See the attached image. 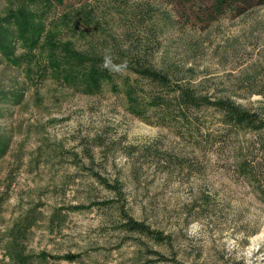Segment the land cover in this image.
Instances as JSON below:
<instances>
[{"label": "rangeland", "instance_id": "rangeland-1", "mask_svg": "<svg viewBox=\"0 0 264 264\" xmlns=\"http://www.w3.org/2000/svg\"><path fill=\"white\" fill-rule=\"evenodd\" d=\"M213 3L0 0V264H264V131L229 132L207 108L198 123L211 145L197 146L153 110L130 111L124 69L88 92L71 66L93 28L52 25L89 5L101 42L142 11L156 66L264 118V2L222 14ZM117 206L165 240L126 232Z\"/></svg>", "mask_w": 264, "mask_h": 264}, {"label": "trees", "instance_id": "trees-1", "mask_svg": "<svg viewBox=\"0 0 264 264\" xmlns=\"http://www.w3.org/2000/svg\"><path fill=\"white\" fill-rule=\"evenodd\" d=\"M51 1L61 3L63 0ZM263 2L264 0H214L213 9L222 14L234 6L240 12L245 10L248 5L254 6ZM133 13L134 15L129 18V21H125L126 28L121 33L117 35L109 33V40L107 39L109 36L101 33L100 35L104 36V40L101 42L96 35L99 34L97 27L100 28L102 24L98 21L94 22V11L89 5L87 7L72 5L63 11L61 18L52 23L57 27L58 33H62L65 28L74 36H80V26L93 28L94 33H90L92 36L85 51L75 49L74 43L71 41L72 38L66 42L75 49L72 57L79 63V67L71 66L72 69L80 77L88 76L84 82V90L94 92L95 89L99 88V82L102 79H111L121 69L127 70L129 74L135 76L131 79L132 81L125 78L127 82L125 91L130 102V111L139 116L147 113L148 110H153L164 124L175 129L182 138L188 135L197 146H201L202 143L211 145L213 130H204L203 133L198 123L199 112L207 108L218 112L219 125L229 132L239 133L247 130L258 134L264 131V118L257 113L243 108L229 98H212L207 93L198 91L188 77L180 76L181 69L177 66L172 67L167 64L156 66L150 59L151 53L147 47L150 40L142 43V38L146 36V32L147 38H149L152 30L145 29L142 31V26H145V15L142 14V11ZM150 20H152L151 16ZM6 25L5 22L0 21V28L6 27ZM33 31L37 33L35 38L37 40L42 27L33 25ZM101 32L107 33L108 31L102 29ZM107 41L112 42L108 51L113 64L126 65V67L116 70L104 66V54L99 49L104 47ZM139 92H141V98L138 95ZM202 136L204 139H201ZM252 169V167H247L246 157H244L238 166V170L242 176L249 180L252 179L253 182L256 180V176ZM114 187L116 186H111L113 190ZM259 190L263 192L262 188ZM117 209L124 220L122 226L126 232L137 233L156 242L165 240L162 231L158 233L156 228H152L144 221L134 219L120 206H117Z\"/></svg>", "mask_w": 264, "mask_h": 264}, {"label": "clouds", "instance_id": "clouds-1", "mask_svg": "<svg viewBox=\"0 0 264 264\" xmlns=\"http://www.w3.org/2000/svg\"><path fill=\"white\" fill-rule=\"evenodd\" d=\"M104 66L105 67L115 68L116 70H120L121 68L126 67V65H116V64H113L112 58H111L110 55H106L104 57Z\"/></svg>", "mask_w": 264, "mask_h": 264}]
</instances>
